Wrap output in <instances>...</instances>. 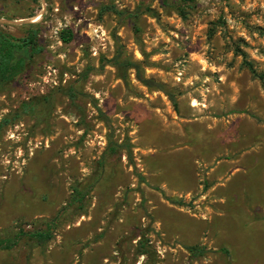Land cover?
Returning <instances> with one entry per match:
<instances>
[{"label": "rangeland", "instance_id": "1", "mask_svg": "<svg viewBox=\"0 0 264 264\" xmlns=\"http://www.w3.org/2000/svg\"><path fill=\"white\" fill-rule=\"evenodd\" d=\"M0 28L37 32L0 88V264H264V0H0Z\"/></svg>", "mask_w": 264, "mask_h": 264}, {"label": "trees", "instance_id": "2", "mask_svg": "<svg viewBox=\"0 0 264 264\" xmlns=\"http://www.w3.org/2000/svg\"><path fill=\"white\" fill-rule=\"evenodd\" d=\"M167 2L169 0H163ZM37 32L30 30L26 35L22 37H15L10 33L3 31L0 28V88L5 84L14 80L18 75L22 74L27 66V58L29 57L32 50H34L37 44L36 38ZM70 34L61 35L62 40L66 41L69 39ZM113 63L117 66H123L124 70L126 68H134L137 78L147 87H155L163 90L170 100L172 101L174 107L176 108L177 102L175 100L173 92L165 89L164 85L154 81L153 79L145 78L142 76L140 71V66L138 63L133 62L127 58L120 60V56L116 55L112 59ZM249 69L253 74H255L262 82L264 86V73H257L253 68L252 64L246 61ZM33 101L23 102L21 108L23 111H29L34 109ZM19 113H16V116ZM9 117L3 119V121H11ZM114 150V149H113ZM32 236L38 238L39 241H46L52 237L50 230H36L32 233ZM16 242V239H0V248H10ZM190 250H197L195 246H188ZM200 253L201 250H198Z\"/></svg>", "mask_w": 264, "mask_h": 264}]
</instances>
